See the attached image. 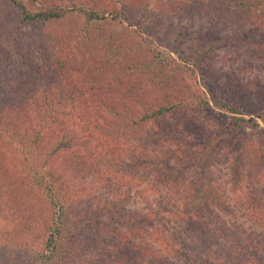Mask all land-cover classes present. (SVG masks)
Returning a JSON list of instances; mask_svg holds the SVG:
<instances>
[{
	"label": "rangeland",
	"instance_id": "rangeland-1",
	"mask_svg": "<svg viewBox=\"0 0 264 264\" xmlns=\"http://www.w3.org/2000/svg\"><path fill=\"white\" fill-rule=\"evenodd\" d=\"M68 1L36 0V5ZM108 1L116 0H85L100 6ZM123 3H127L125 10L130 22H110L105 30L93 29L87 37H83L74 23L53 29V35H64L58 38L59 42L50 30L23 27L18 36L29 53L25 64L19 63L13 46L8 44L13 28H0L2 45L13 55L17 68L4 85L13 89L19 99H30V112L36 105L33 98L39 102L45 94L64 101L66 113L46 133V138L63 127L72 129L77 137L78 144L57 157L55 163L59 171L69 173L65 181L74 193V200L70 201L76 204L73 210L78 214L77 221L85 217L92 202L91 210L97 205L103 207L108 214L106 218L110 211L118 214L122 210L142 218L149 231L141 237L122 234L114 249L110 244L116 233L108 236L107 232V237L97 241L95 233H90L88 237H94V244L81 245L77 243L80 234L74 233L75 239L70 236L69 241L72 247L76 244L77 251L72 250L73 254L63 251L57 255L60 261L54 264H61V260H65L64 264H100L98 260L117 264L115 260L123 254H127L131 264H187L180 252L191 254V246H198L197 240L209 243L214 239L221 249L222 256L216 257L220 263L227 264L224 258L233 252L239 258L248 252L243 255L246 264L251 259L250 253L261 251L259 256L264 261V121L257 117L264 112V0H125ZM153 4L155 7L150 10ZM36 5L29 3L33 10ZM116 29L119 32L115 34L116 42L108 44L106 38ZM45 41L48 48H44ZM214 41H221V46L214 49L213 55L198 56V51H205ZM167 55L165 72L164 67L150 70L147 66ZM188 59H200V62ZM221 74L226 78L225 83L219 81ZM33 80L36 81L30 89L33 90H27ZM206 83L215 92L228 91L243 114L220 109L213 101L204 105L202 94L208 93ZM254 86L259 93L253 90ZM169 100L180 101L182 105L155 116L154 120L148 119L159 104ZM111 107L125 113L123 118L131 126L128 135L114 134L112 126L120 123L118 116L109 113ZM131 114L140 125L132 126L127 118ZM145 114L147 120L143 122L141 117ZM241 117L254 120L246 123ZM31 123H34L32 115L20 119L23 127ZM233 129L237 142L233 139L224 143L228 145L223 150L218 146L221 151L211 162L207 176L204 174L209 179L207 183L197 180L203 171L202 162L193 165L180 163V158L173 159L170 166L177 165L178 172L174 174V169L164 175L157 169L150 170L144 161L150 155L164 162L161 155L168 149L176 150L184 159L186 154L181 146L190 145L196 138L188 132L206 134L207 139ZM203 142L192 147L203 149ZM8 162H12L9 152L0 147V172ZM237 167L242 169V178L235 174ZM20 176L15 166L8 172L11 182ZM1 177L7 182V174ZM197 187L206 191L203 202L202 194L198 193L202 191ZM82 189H86L83 198V191H78ZM18 193L17 190L15 194ZM192 196L198 206L197 214L190 215L187 200ZM19 197L24 206L15 205L14 201L5 207L7 203L1 201L5 211L0 209V244H3L0 264H40L41 259L39 263L33 262L29 255V260L27 255L12 260L5 254L8 244L14 241L11 238L26 236L25 227L36 224L44 211L38 193L28 199L24 194ZM8 214L16 217L14 224L8 222L14 220L6 218ZM118 227L127 233L122 224ZM208 227L219 231L213 232L214 235Z\"/></svg>",
	"mask_w": 264,
	"mask_h": 264
},
{
	"label": "trees",
	"instance_id": "trees-1",
	"mask_svg": "<svg viewBox=\"0 0 264 264\" xmlns=\"http://www.w3.org/2000/svg\"><path fill=\"white\" fill-rule=\"evenodd\" d=\"M124 1L125 0L108 1L109 3L107 5L100 6L97 2L87 3L88 1L85 2V0H69L65 4L61 2L48 6L45 4L36 5V0H0V28L5 30L13 28V35L11 34V39L9 40L8 44L13 46L14 52L21 61L19 63L25 64L27 61H29V53L23 48L20 40L21 36H18L23 27L29 28L34 26V28L37 30H50V34L54 37V40L59 42V39H62L64 35H53V29H58L65 23H74L78 25V29L83 32V37H87V35L91 33L93 29L105 30L107 24L110 22H130V16L125 10L127 3L121 4ZM29 3L36 5V9H31L29 7ZM154 7L155 4L151 6L150 10H152ZM147 22H149L148 17ZM116 33H119L117 29L112 31V33H110L106 38V42L108 44H113L116 42ZM215 42L216 41L213 42L212 46L206 45L208 47L205 51H198V56L202 57L205 54L209 56L213 55L214 49L221 46L219 44L221 41ZM44 44L46 45L44 48H48L46 41ZM46 53L49 57L51 56L49 50H47ZM161 54L162 52H160V55ZM11 56L13 55L4 49L0 39V147L5 148L12 158V162H8L7 165H4V169H1L2 171L0 172V202L4 200L7 203L5 207H8V202H11L12 204L14 201L16 202L15 205L24 206V203L22 202L23 200L19 197L21 194H24L25 198L28 199L30 198L31 194L38 193V195H40L39 203L41 204L42 210L44 209V211L41 213L42 217L40 216L38 218L36 224L30 223L25 227L28 228V232L24 233L26 236L22 238H20L19 235L18 238H15L14 234L13 238L9 236L14 241L8 244L9 249L7 250L6 248L5 251L7 252H5V254L10 256L12 260H18L21 256L29 255L33 259L28 256V260L31 259L33 262L39 263V260L41 259L42 262L40 264H54L57 261H60L58 260L59 256L57 255L63 251L65 253L67 252V254H73L74 251H77L76 244L74 243L75 245L72 247V244L69 241V237H73L72 234L74 233L76 236L80 234L77 237L79 238L77 243L80 245L86 243L94 244L95 241L100 240L103 237H107V232H109L108 236H110L111 233H116L117 235L113 238V242L110 244L112 245V249L117 248L116 241L120 240V236L122 234L125 237H128V235L141 237L142 234L144 235L147 234V232L149 233L142 218H139L136 215L131 216L125 210H122L123 212L120 213L118 212V214L110 211V216L106 218L105 216L108 214L105 213L103 207L100 208L97 205V207H93L91 210L93 205L92 202L87 208L85 217H80L81 220L79 222L77 221L78 214L73 210L76 204L75 202L73 203L70 201L74 200V193L73 191L70 192L65 181L67 180V175L69 173L68 171H59L55 164L57 157H60L64 153L71 151L72 148L78 144L77 137L74 135L72 129L63 127L60 129V131H58L57 134H50V138H46V133L52 127L59 124L63 115L66 113L65 107H63L64 101L62 98L57 101L53 95L46 97L45 94L42 101L38 102L35 98H33V101L36 103V105H34V109L30 112L28 108L31 104L30 99L28 100L27 98L26 100L24 99V101L19 99L16 96L17 93H14L13 89H9V87L3 83L7 78L10 77L11 74H13L15 70H17L16 66L13 64ZM167 56L162 58L160 61H151L147 66L152 68L150 70H154L157 67H164L163 72H165V61L169 58V56ZM183 58H186V54L183 55ZM186 60L187 59L184 61ZM192 61L198 64L200 59ZM192 61L189 60V62ZM15 75L17 77L19 76L18 73H15ZM219 81L222 83L226 82V78L223 74H221ZM35 82L36 81L33 80L29 84V88L27 90H30L34 85L33 83ZM205 87H207L208 93L204 92L202 94V101L204 105H210L211 101H213L220 109L227 108L233 114H243L240 106L235 103L228 91L221 92V90H219L215 92L212 89H209L207 83L205 84ZM253 90H255L256 93H259L258 87L255 88L254 86ZM181 105L182 102L171 100L164 104H159L156 107L154 113L151 114L152 117L148 116V119L152 118L154 120L156 119L155 116H162L169 110L178 108ZM109 113L111 115H115L116 117L118 116V122L120 123L118 125L115 122L112 126L114 129V134H117V136L120 137L128 135L129 131L131 130V126L127 125L128 123H126L125 119L123 118V116H126L123 115L125 113L121 110L116 111L113 107L109 109ZM24 114L26 116L32 115L34 119V123H31L28 127H23L20 124V119L22 117H26ZM119 116H122L120 117V120ZM133 116L134 114H131L130 116L127 115V118L132 121L130 122L132 126L140 125V122L131 118ZM257 117L264 121V112L258 114ZM236 118L239 119V115H237ZM241 118L240 120H245L247 121L246 123L254 120L251 117L248 119L246 117ZM141 119L143 122L146 121L147 115L145 114L144 118L141 117ZM234 131L235 129H233L231 132H218L216 135L207 137V139L206 134H201L198 136L192 134L191 132H188L189 134L186 132L189 136L191 135L192 137L196 138L190 145H187V143L185 146L180 145L182 147L181 151L185 152L186 154L184 159L180 157L176 150L168 149L163 153V155H161L164 157V162L160 159L150 157V155H147L144 161L150 170L157 169V171H162L164 175L167 171H170L171 173L174 169V174L178 172L177 165L176 167L170 166L171 160L173 159L178 160L180 158V163L189 162V164L193 165H200L202 162L203 165L201 166L203 167V171L200 173V178L197 180L202 179L205 180V183H207L206 180L209 179L207 177L205 178L204 174L207 176V171L209 172L208 169L211 166V162H213V159L217 153L221 151L218 149V146H221L222 150L225 149L224 147H226L228 144L226 145L224 143H231L233 141ZM107 134H109L108 130ZM236 137L238 138V136ZM234 140L237 142L236 138ZM201 141H204L203 145L201 146L203 149L192 147L195 144L199 145ZM207 152H211V155L206 154ZM12 163H14V165ZM14 166L21 173V176L17 179L13 178L15 182H11L8 178V172L12 171ZM90 166L92 165L90 164ZM241 170V168L237 167L235 174H238L242 178L244 175L241 173ZM4 174H7V182L1 177ZM167 175H169V173H167ZM193 184L196 185V181H193ZM206 185L207 184L204 186ZM201 189L202 188H198V191ZM17 190L19 191L18 195L15 194ZM84 190L86 189L78 190L83 191L82 196L80 195L81 198H83L86 194ZM203 191L198 192L199 195L202 194V202L206 198V191ZM195 196H192L191 200H187V205H190L191 207H187L189 210L187 213H190V215H193L194 213L197 214L195 211L197 210L198 204H196L197 199L194 200ZM210 199L213 200V197ZM2 204L4 205V203H0V209L5 211V207L2 206ZM9 217L14 219H8L9 223L14 224L15 221H17L16 217L11 216V214H8V217L6 218ZM40 218H43L44 220L42 221ZM262 222V225H264V220ZM118 224H122L124 226L127 231L126 234L124 233V230L121 229V227H118ZM10 229L13 233V229H17V227L13 225V229ZM209 230L213 233L219 231V228H209ZM90 233L91 235L95 233L94 242L92 241L94 237H88ZM213 234L215 235V233ZM86 237H88V239L84 241L83 239ZM73 238L75 239V237ZM197 241V248L191 246V254L190 252H180L179 254L187 264H224L220 263V261L218 262L216 258L217 256H222L220 254L221 249H218V241H215V239L209 243L207 240ZM263 245L264 244H262V246ZM5 246H7V242ZM189 246L190 245H187V247ZM1 247L2 246H0V253ZM243 255H241V258H239L235 252H233L226 255V258L224 259H226L225 262L227 264H244L243 259L245 257ZM259 255H262L261 251L259 254L250 253L248 258L250 257L251 259L249 263L246 264H264L263 258H261ZM126 256L127 254L121 255L115 260V263L131 264V262L128 260L129 257ZM256 257L259 258L256 259ZM64 263L65 260H61V264ZM98 263L101 264V260H98Z\"/></svg>",
	"mask_w": 264,
	"mask_h": 264
}]
</instances>
